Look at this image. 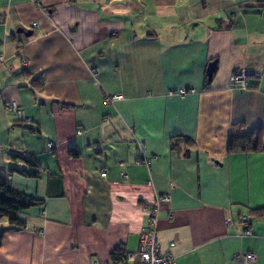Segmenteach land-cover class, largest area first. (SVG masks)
Wrapping results in <instances>:
<instances>
[{"label": "crops", "instance_id": "1", "mask_svg": "<svg viewBox=\"0 0 264 264\" xmlns=\"http://www.w3.org/2000/svg\"><path fill=\"white\" fill-rule=\"evenodd\" d=\"M0 56V173L40 172L10 177L40 204L0 221V264H107L163 196L173 264H264V152L227 153L234 125L264 130V0H0Z\"/></svg>", "mask_w": 264, "mask_h": 264}, {"label": "trees", "instance_id": "2", "mask_svg": "<svg viewBox=\"0 0 264 264\" xmlns=\"http://www.w3.org/2000/svg\"><path fill=\"white\" fill-rule=\"evenodd\" d=\"M249 88V87H248ZM243 124L234 125L231 128L228 141V154H247L264 152V130L254 129L249 132H244ZM178 140L173 141L176 145ZM70 155L73 158L78 157L76 150H71ZM13 161H23L29 165V171L26 169H18L15 167L9 168L6 174L0 173V221L5 220L8 223L10 231H21L25 229V224L19 220V214L29 210L40 204V202L29 198L21 193L15 192L12 189L10 177L17 174L26 178H37L39 169L31 156L26 153L15 154L12 156ZM259 214L260 212H255ZM4 232L0 233V246L2 243ZM124 254L120 249L115 250L113 257L120 258Z\"/></svg>", "mask_w": 264, "mask_h": 264}, {"label": "built area", "instance_id": "3", "mask_svg": "<svg viewBox=\"0 0 264 264\" xmlns=\"http://www.w3.org/2000/svg\"><path fill=\"white\" fill-rule=\"evenodd\" d=\"M36 28V26L34 25ZM0 60H2L0 56ZM250 74L247 71H241L238 74H233L230 77V84L233 89L244 91L248 88L246 79ZM180 96L186 94L184 91L178 93ZM122 100V96L114 95L111 97L105 98V104H112L113 102ZM7 110L11 112L19 122L23 124H30L32 122L31 118L24 116L23 112L17 107L15 103L8 105ZM48 148H52V144L48 145ZM142 160H139L137 163H144L147 166L149 165V160L146 159V153L144 150L141 152ZM156 159V158H153ZM106 174L102 173L101 177H105ZM150 186V183L147 184ZM170 202L169 196H163L158 201L156 206L153 209H150L147 212V231L144 232L139 241V246L137 250L133 253H127L123 257L113 259L107 264H173L174 257L170 254H162L159 247V242L157 240V234L155 230L157 222V214L160 206L168 205ZM245 236H249V232H245ZM241 264H255L257 257L254 254L246 253L240 254L237 258Z\"/></svg>", "mask_w": 264, "mask_h": 264}, {"label": "water", "instance_id": "4", "mask_svg": "<svg viewBox=\"0 0 264 264\" xmlns=\"http://www.w3.org/2000/svg\"><path fill=\"white\" fill-rule=\"evenodd\" d=\"M26 36L28 37L30 36V34L28 33L26 34ZM215 69H216V63L215 62L210 63L207 68V72H206V75L209 81L212 79V76L215 73Z\"/></svg>", "mask_w": 264, "mask_h": 264}]
</instances>
